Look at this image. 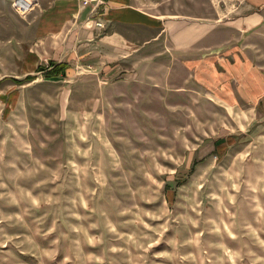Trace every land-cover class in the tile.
I'll return each instance as SVG.
<instances>
[{
  "label": "rangeland",
  "instance_id": "rangeland-1",
  "mask_svg": "<svg viewBox=\"0 0 264 264\" xmlns=\"http://www.w3.org/2000/svg\"><path fill=\"white\" fill-rule=\"evenodd\" d=\"M10 7L0 264H264V101L214 99L176 60L134 80H16L32 23Z\"/></svg>",
  "mask_w": 264,
  "mask_h": 264
},
{
  "label": "crops",
  "instance_id": "crops-1",
  "mask_svg": "<svg viewBox=\"0 0 264 264\" xmlns=\"http://www.w3.org/2000/svg\"><path fill=\"white\" fill-rule=\"evenodd\" d=\"M12 1L0 0V11ZM221 2L106 0L96 6L39 0L27 15L31 44L13 50L10 69L16 72L9 75L20 80L65 63L57 79L67 82L80 72L102 81L134 80L145 68L171 69L176 60L214 99L234 107L259 105L264 101V0H229L226 9Z\"/></svg>",
  "mask_w": 264,
  "mask_h": 264
},
{
  "label": "built area",
  "instance_id": "built-area-1",
  "mask_svg": "<svg viewBox=\"0 0 264 264\" xmlns=\"http://www.w3.org/2000/svg\"><path fill=\"white\" fill-rule=\"evenodd\" d=\"M39 0H13L12 7L18 11L20 14H27L31 9H33ZM84 4L94 2L96 6L106 3V0H82ZM99 26H103V22L98 21Z\"/></svg>",
  "mask_w": 264,
  "mask_h": 264
},
{
  "label": "trees",
  "instance_id": "trees-1",
  "mask_svg": "<svg viewBox=\"0 0 264 264\" xmlns=\"http://www.w3.org/2000/svg\"><path fill=\"white\" fill-rule=\"evenodd\" d=\"M65 63L57 64L51 71L45 72V76L47 78H57L61 72H64L66 69ZM28 78H31V76H28Z\"/></svg>",
  "mask_w": 264,
  "mask_h": 264
}]
</instances>
